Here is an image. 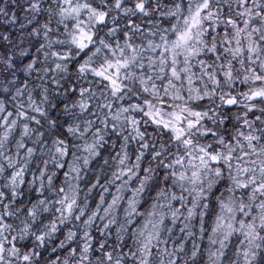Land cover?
I'll return each instance as SVG.
<instances>
[{"label":"snow or ice","instance_id":"1","mask_svg":"<svg viewBox=\"0 0 264 264\" xmlns=\"http://www.w3.org/2000/svg\"><path fill=\"white\" fill-rule=\"evenodd\" d=\"M0 264H264V0H0Z\"/></svg>","mask_w":264,"mask_h":264}]
</instances>
